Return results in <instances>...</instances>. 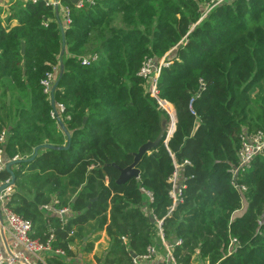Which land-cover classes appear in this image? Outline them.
<instances>
[{"label": "trees", "instance_id": "trees-1", "mask_svg": "<svg viewBox=\"0 0 264 264\" xmlns=\"http://www.w3.org/2000/svg\"><path fill=\"white\" fill-rule=\"evenodd\" d=\"M59 1L18 0L6 17L0 5V137L8 132L0 150L13 160L42 146L13 166L8 204L51 248L35 263L85 264L80 250L92 251L105 231L110 245L97 263L138 264L162 229L169 243L181 241L177 264H264V152L233 172L242 137L264 130V0H224L205 16L213 0ZM63 38L54 96L71 145L58 150L45 145L68 138L43 81L56 70L59 77ZM148 58L170 62L158 90L176 128L143 155L140 177L119 184L121 169L169 118L140 75ZM176 165L183 202L172 209ZM54 200L71 207L66 222L43 209Z\"/></svg>", "mask_w": 264, "mask_h": 264}, {"label": "built area", "instance_id": "built-area-1", "mask_svg": "<svg viewBox=\"0 0 264 264\" xmlns=\"http://www.w3.org/2000/svg\"><path fill=\"white\" fill-rule=\"evenodd\" d=\"M87 1L93 3V0H87ZM222 1L224 0H213L211 4H208L206 11L204 12V16L209 13L211 8L215 4L220 3ZM78 3L79 6H81L83 4V0L79 1ZM48 4H53L58 6L60 4V1L48 0ZM63 15L66 22L69 23L70 10L68 7L64 8ZM98 58H99L98 55L86 57L83 59V64H90L91 62L96 61ZM169 64L170 62L166 58L161 59L159 62L155 61L153 58H148L146 59L140 70V75L147 80V91L157 100H161V98L159 97V90H158V80L160 76V71L162 66H168ZM57 73H58L57 70L56 72L48 73L46 79L43 81L45 92L50 95L52 92L53 85L57 78ZM56 108L59 116H61V113L65 109L64 105L58 104L56 105ZM53 116L57 118L54 110H53ZM174 124L176 125V121ZM174 124L167 129L168 137H171L174 132L173 131ZM7 135L8 132H3V134L0 137L1 142H4L6 140ZM242 139H243L242 145L239 149L240 164L236 168V170H233L234 173H236L239 168L250 167L255 156L258 155L259 153L264 152V130L246 134L242 137ZM16 159H19V157L17 156L13 160ZM8 161L9 159H6L4 156V151L0 150V174L6 171V166ZM176 167L177 170L174 173L173 177L170 179L173 185L171 194L174 199V205L172 209H174L178 203L183 202L182 189L184 185L182 186L178 185V180L180 177L179 169L181 168V165H176ZM10 181L11 178L5 180L0 178V185L9 183ZM236 186L238 185L236 184ZM242 189L246 190V187L243 186ZM13 191H14V185H9L0 193V208H1L2 217L4 219V225L8 226L9 231L12 234L13 243H14V246L9 245L14 256L10 255L7 249L4 250L0 243V264H16L18 260H22V261L27 260L25 254L21 251L22 247L25 250H29L33 253H42L51 250L49 244L47 246H43L31 238L32 223L28 220H25L23 217L15 213L9 207L8 204ZM148 194L150 195L152 200V195L150 193ZM57 202L58 200H54L51 204L44 205L43 209L49 213H53L59 216L62 220L66 222L69 218V214L72 212V209L70 206H64V207L55 206ZM158 224L161 227L162 223L160 221H158ZM4 225H1L0 222V240H1L2 227L4 230ZM160 233L164 238L162 229ZM236 242H237L236 239H232L230 244V252L233 250V245ZM180 243L181 241L177 239V242L173 241V244L168 242V244L166 245V248L168 250L167 256L170 262L169 261L164 262L159 259V253L155 245H150L148 247L147 253L139 258L136 257L135 262L138 264H144V262L146 261L148 262L146 264H177L174 257V247L175 245H178ZM57 253L62 254L63 252L57 251Z\"/></svg>", "mask_w": 264, "mask_h": 264}, {"label": "water", "instance_id": "water-1", "mask_svg": "<svg viewBox=\"0 0 264 264\" xmlns=\"http://www.w3.org/2000/svg\"><path fill=\"white\" fill-rule=\"evenodd\" d=\"M74 2H79L80 0H73ZM58 9V7H57ZM61 28H62V31H64V26L61 24ZM25 44H23V53H25ZM65 50H66V43H65V38H63V49H62V54H61V64H60V73H59V77L57 78V80L55 81L54 85H53V88H52V92H51V103H52V107H53V110L55 111V114L57 116V121L60 125V127L64 130V132L66 133L67 135V138H68V141H67V144L64 145V146H54V145H50V144H47L45 146L49 147V148H52V149H58V150H62V149H67L70 147L71 145V136H70V133L68 132V130L66 129L65 127V124L63 123L61 117L59 116L58 114V111H57V108H56V101H55V96H54V93H55V90L56 88L58 87V84H59V81L62 77V74H63V70H64V61H63V55L65 53ZM10 95L8 96V101L10 102ZM168 126V120L166 122H164V129L162 131V133L160 134V136L158 137V139L154 142H148L144 145L141 146V148L139 149V152L135 154V159H134V162L124 168V169H121V174H120V177L118 179V183L119 184H122V183H126L129 179L133 178V177H140V174H141V171L140 169L138 168V163L140 162L141 158L143 157V155L149 151H151V149L153 148H156L161 140L163 139V137L165 136V134H167V128ZM176 128V125L174 124V127H173V131L175 130ZM170 137L167 136V140L169 139ZM42 146H37L34 150V153L31 157L29 158H19V159H16V160H9L8 163H7V166H6V170L8 172H10L11 174V181L9 183H6V184H2L0 185V193L9 185H14L15 183V179H16V174L13 170V166L16 165V164H19V163H22V162H30V161H33L36 156L38 155L39 153V150L41 149ZM151 219L153 221H155V218L151 217ZM0 222L2 225H4V219L2 217V214H1V208H0ZM2 233L3 235H5V232L4 230L2 229ZM6 236V235H5ZM174 242H177V239H174L173 240ZM7 247V251L9 252L10 255L14 256L13 252L11 251L9 245L6 246ZM136 257V255H135ZM18 261H22V260H18ZM25 262L27 264H30L27 260H25Z\"/></svg>", "mask_w": 264, "mask_h": 264}, {"label": "crops", "instance_id": "crops-1", "mask_svg": "<svg viewBox=\"0 0 264 264\" xmlns=\"http://www.w3.org/2000/svg\"><path fill=\"white\" fill-rule=\"evenodd\" d=\"M16 1H18V0H0V5L3 7L5 17L10 14L9 9L11 8V5H13ZM61 11H62V9H61ZM16 24H17V20L13 21L11 25L14 26ZM166 102H168V101H166ZM173 111H175L174 108H173ZM175 121H177V119ZM179 173H180V171H179ZM181 184L182 183H181V180L179 177L178 185H181ZM146 200L148 201V203H150V201H151V197L148 193H146ZM2 229H3V227H2ZM4 230H5L6 236L3 235V233H1L0 243H1L2 248L5 250V249H7V247H6L7 245H13L14 246V243H13L12 234L10 233L7 225H4ZM93 239L95 241H94V247H93L92 251L87 252L84 250H80V258L82 261L85 262V264H98L96 261V258H95L96 255L100 256L103 253H105L107 251V249L109 248V245H110L109 237L107 236L105 231L101 232L96 237L94 236ZM167 244H168V241L162 237L161 233H159L158 240L154 243V245L156 246V248L158 250L159 259L164 261V262L165 261L170 262V260L167 256V253H168V250L166 248ZM72 248H73V250H78L77 245H74ZM21 251L25 254L27 261L30 264H36L35 262H37L39 260H43V254L42 253H33L29 250H25L23 247L21 248ZM146 263H148V262L147 261L144 262V264H146ZM16 264H27V263L25 261H18Z\"/></svg>", "mask_w": 264, "mask_h": 264}, {"label": "rangeland", "instance_id": "rangeland-1", "mask_svg": "<svg viewBox=\"0 0 264 264\" xmlns=\"http://www.w3.org/2000/svg\"><path fill=\"white\" fill-rule=\"evenodd\" d=\"M164 100H158L160 108L164 109L165 111L168 112L169 114V118H168V126L167 128H169L170 126H172L175 123L176 120V115H175V111H173V107L171 106L170 103L164 101ZM166 102V103H165ZM168 103V104H167ZM167 130V129H166ZM200 264V263H199Z\"/></svg>", "mask_w": 264, "mask_h": 264}]
</instances>
